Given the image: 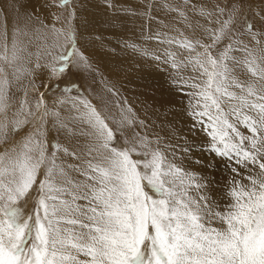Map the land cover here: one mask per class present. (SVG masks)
Wrapping results in <instances>:
<instances>
[{
  "label": "snow or ice",
  "instance_id": "snow-or-ice-1",
  "mask_svg": "<svg viewBox=\"0 0 264 264\" xmlns=\"http://www.w3.org/2000/svg\"><path fill=\"white\" fill-rule=\"evenodd\" d=\"M69 2L59 0L60 5ZM239 10L234 6L223 22L217 18L219 28H204L210 44L187 37L164 41L189 53L180 59L178 53L166 50L164 62L174 70V83L192 89L188 114L210 138L206 151L226 160L225 167L237 176L241 173L233 164L245 169L248 183L230 179L223 197L217 199L211 194V181L174 163V150L169 160L159 147L150 146L147 136L134 132L131 138L124 136L123 147L114 146L115 132L86 97L56 101L71 103L72 127L59 112L44 107L43 94L35 112L25 98L9 119L14 83L33 72L17 65L33 53L18 39V27L9 36L5 17L0 61L13 71L10 79L0 65V145L33 120L40 123L0 151V264H264V38L258 40L251 31L254 25L245 21V32L213 55L232 31ZM200 14L212 15L203 9ZM36 21L48 29L39 17ZM48 30L56 40L51 47L45 41L43 55L59 63L42 65L38 50L35 69L48 68L50 77L58 78L73 64L90 66L76 46L70 18L68 27L53 24ZM245 35L257 46L249 47L240 39ZM38 38L44 36L38 33ZM197 46L202 51H196ZM52 48L62 51L54 54ZM189 68L196 75L185 78L182 71ZM49 116L55 118L52 127L57 134L85 142L77 140L74 149L50 142L45 127ZM133 123L122 110L118 130ZM190 150L183 149L185 155ZM61 154L80 163H66ZM204 166L211 169L215 163ZM42 168L44 178L38 179ZM70 172L83 180L72 178ZM37 183L35 207L25 213L22 203Z\"/></svg>",
  "mask_w": 264,
  "mask_h": 264
},
{
  "label": "rangeland",
  "instance_id": "rangeland-1",
  "mask_svg": "<svg viewBox=\"0 0 264 264\" xmlns=\"http://www.w3.org/2000/svg\"><path fill=\"white\" fill-rule=\"evenodd\" d=\"M7 1L12 10H16V11L19 10V8L12 2V0H0V6L5 8L6 4H4V2L6 3ZM42 1L43 2L40 7V10L36 9L35 10L36 14L33 17L34 18L39 17V19L43 21L44 25L48 26V29H50L53 19H55L60 24L61 27L66 28L68 27V21L70 18L71 27L74 29V32H75L76 46L79 49V51L83 53V55L86 57L87 64L90 66H84L83 64H73L69 69H66L64 73L61 74L58 78H51L50 70L48 68H43V72H42L43 74L39 73V71L42 68L35 69V62H36L35 54L37 53L38 50L41 53L40 63L42 65L45 63H59L57 61H53V58L51 56L43 55L45 51V41H46V45L48 47H51L52 44L55 42L56 37L53 36L50 30L41 29L37 21L36 23L30 24L32 25V27L36 28V29H33L32 32L30 33L25 32L24 27L21 26V28H19L20 31L18 32L19 34L17 33V36L20 35L22 40L26 39L28 43V50L33 53L31 58L28 59L31 62L30 69H33V72L31 75L25 73L24 76L18 82L14 83L13 88L11 90V95L13 97V104H12V107L8 111L9 119L13 118L14 113L17 110H19L20 101L25 98L27 100V106H29L31 109L33 108L32 111L35 112L36 111L35 106L37 102L40 100L41 94H43V98L47 97V98H58V99H62L65 97L83 96V97H86L88 100H90L91 103L98 109V111H100L101 115L105 118L106 122L115 132L116 140H115L114 146L119 145L123 147L124 146V136L131 138L133 136V133L135 132V133H139L141 136H147L149 141H151L150 146L152 148L159 147L161 150L165 152L169 160H173L172 152L174 150L175 152V159L173 160L174 163L181 164L187 171L197 172L201 176L206 177L209 181H211V194L213 196V199L223 197L225 191L227 190L228 182L230 179L235 178V179L241 180L243 183H248V181L244 179V175L246 174L245 169L239 168L238 165L233 164V167H237L239 169V172L241 173V175L237 176L235 173L231 171V168L225 167L227 163L226 160L216 157L214 154L206 151L210 138L208 137L207 133L204 131V126L202 124H197L196 120H194L193 117L188 114L189 99H190L188 93L191 92L192 89L188 87L187 85L184 86V84L182 83L173 82L174 80V76L172 74L173 69L171 68L170 64L164 62V60L166 59L165 52L163 53L162 47H160L161 48L160 50V48H155L154 43L150 44L151 42H153L152 38H149V40H146V41L142 39L139 40L141 41V43L143 41V43L142 44L140 43V44L144 46L146 49L148 48L147 52L148 53L150 52V53L149 55H144L143 54L144 52L141 50L139 54L133 55L132 58H134L137 55L135 57L137 59L134 58L132 60L133 63H132V66L130 67L131 69L133 67H136V69L139 70V73H137L138 71L135 68H133V70L135 69L134 71H137V72L135 73L133 71L131 73L132 76L129 75V81H128L129 84L127 85L128 87L127 86L124 87L121 83H118L116 81H111L108 75L110 72L116 69L119 63L122 62L121 60L122 58L120 59V57L118 56V53H116L118 49L117 47L118 41H120L118 39L119 37L116 34L115 35L110 34L108 36V34L104 30L105 33L103 32V35L106 39L105 41H110L111 46L110 44L106 46V45L97 43V45H100V46L96 48V51H95L96 53L94 52V54L96 55L99 54L98 56L100 57V59L96 58L93 53L91 54L94 56H91L90 54L87 57V54L82 52V50H80L78 46V41L80 40L76 39V33L78 32V29L79 28L82 29V27L79 24V16H80L79 2H78L79 0H70L69 4L66 6L60 5L59 0H42ZM87 1L89 0H84L85 3ZM150 1L158 2V1H163V0H150ZM164 1H167L165 7H166V14L168 15L182 13L183 11L186 10V5H188L189 2H192L194 6L201 5V9L203 10H206L205 5L209 6V8L212 6L210 10L213 9V13L215 11V17L211 20L212 22H214L213 25L211 24V21L208 20L209 26L211 27V29L213 28L216 29L220 27V25L215 22L217 18H219L220 21L223 22L224 20H227L229 18L230 9H232L234 6L239 7L240 9L239 13L233 17V23L231 25L232 31H230L228 35L224 38V40L216 46V48L213 50V55H218L220 51H223L224 48L227 47L228 44L237 37L238 33L245 32V21L252 23L254 25L251 31H254L257 34L258 40L264 38L261 36V33L264 32V0H251V1H247V0H164ZM217 7L224 9L223 13L216 11ZM168 9L169 10L172 9V10L169 11ZM177 9H179V12ZM167 10H168V13H167ZM39 12H41V14H38ZM20 16L21 18L24 17L23 15H20ZM178 21H181V19H179ZM11 22L12 23H10L11 25L10 29L12 32V30L17 27H15L14 19L11 20ZM23 22H26V21L23 20L20 23H23ZM178 23L173 24L175 29H178ZM122 24L123 23H121L119 27H121L125 31L126 25L125 24L122 25ZM164 26L165 25L163 24V27ZM97 27H99L98 29H100L99 23L97 24ZM163 27H160V28H163ZM157 28L158 26L154 27L153 30H156ZM112 29H113V25H112ZM129 31H131L132 34L139 33V30L134 29L131 26V24L129 25ZM38 33L44 36L43 40L38 38ZM152 35L155 36L154 34ZM157 36L158 34L156 32L155 37ZM107 37L110 40L107 39ZM114 37H116L117 41L111 40V38L115 39ZM175 37L178 40L183 39L180 37V34L176 35ZM3 38H4V33L2 29V20H1V15H0V52L3 51V48H2V45L4 42ZM240 39L242 40L245 39L244 42L247 43L250 47H253V45L257 46L256 41H250V38L247 35L240 37ZM191 40H195V39H191ZM139 41H136V42L133 41L129 43L130 45H132L133 43L139 44ZM59 43L60 44L64 43L62 38L59 40ZM129 43L121 41L122 46H125V47L128 46ZM203 43L210 44L211 40L207 38L203 40ZM152 45L154 46V48L152 47ZM197 47H198L197 51H202L201 48L199 49V46ZM168 48H172V46ZM52 51L54 54H56L62 51V49L52 48ZM173 51H176V50H173ZM97 52L99 53L97 54ZM107 54L109 55V57L112 56L113 58L112 57L111 58L113 60L109 58ZM188 54L189 53L185 51L182 56L185 57ZM233 54L237 55L238 57L241 55L239 52H234ZM116 56H118L117 57L118 59H116ZM154 56H160L161 59L156 60L154 59ZM145 57L147 58L150 57L149 58L150 66L153 62L156 61L158 64H162V66L169 67L168 68L169 70H162L160 66L156 67V68H159L158 70H156V68L154 67L146 68L145 63H143ZM94 59L95 61L96 60L97 61L99 60V61L95 62ZM102 60L104 62H101ZM105 60L107 61L109 60V61L105 62ZM113 61L114 62L116 61L115 62L117 64L116 66H115V63H113ZM110 64L113 65L112 69H110L111 68ZM135 64L136 66H134ZM0 65H3L5 67V70L9 73V78L11 79V74L13 70L8 68L7 65L4 64L3 61H0ZM102 65L106 68V70L108 71V74H106L104 70H103L104 72L102 71L103 69ZM138 65L140 66L138 67ZM18 66L25 67V63L21 62V64H18ZM144 68H146V70H144ZM163 69H166V68H163ZM124 73H129V72L124 71ZM182 75L185 78H187V77H190L196 74H194L189 68V71L183 70ZM30 81L34 83V87H33V84H30ZM137 82H140V83L138 84ZM71 85H76V87L72 88L68 92L63 91L65 87H70ZM136 85L137 87L133 88V86H136ZM123 87L125 90H122ZM130 88H132L133 90L135 89V91H138V92L136 93ZM25 91L27 92L26 97H25ZM123 91H124V94H123ZM139 92L140 94L142 92L144 96L142 94L140 95ZM127 94H129V96L131 95L132 97H128ZM125 95L132 100H134L135 98L137 99V101L141 100L140 101L142 103L141 110L144 111L143 118L139 117L134 111V108L130 106L131 104L127 103L128 98L124 100ZM144 100L146 101V103H144ZM153 101L157 103L155 104ZM148 102L149 103L153 102L152 105L155 108L152 107L151 104H148ZM129 109L131 111H128ZM145 109H146V112H145ZM57 110L58 109L55 108L52 111L58 112ZM122 110L124 111L126 115L129 116V118L133 120L134 123L131 127H129L128 125H125L123 128L118 130V121L121 119ZM156 111L157 113L155 114ZM173 111H176V112L178 111L177 112L178 114L176 112L175 114H173L174 113ZM24 115L25 114L22 113L20 118H23ZM146 115L151 118L147 117ZM170 117L172 118L174 117L176 121L171 122ZM2 118L3 117H0V119ZM29 119H33V118H29ZM54 119L55 118L51 116L47 117V123L45 124V127L49 129L48 140L53 143L59 142L58 136L56 135L55 129L52 127V123H51L53 122ZM68 119L66 117L65 121L70 126L71 120L70 118ZM143 119H145L146 121H144ZM141 121L142 122L144 121V122L141 124L140 123ZM39 123H40L39 120H33L32 123H29L23 126L21 129H19L14 136L10 135L8 138V141L5 144L0 145V151H3L5 147H10L14 141H20L22 137H24L30 130H32L33 124L38 125ZM241 131H245L246 133V130L243 128H241ZM121 132H123L124 135H121ZM76 138L77 140H79V137H75V139ZM83 143L84 141H82L80 144L82 145ZM76 146L77 144L74 145L72 149L76 148ZM166 146H172V147L169 148ZM185 147L191 149L187 153V155H185L183 151ZM49 151H51V149H49ZM133 158L135 159L139 157H137L134 154ZM60 160L71 164V161L69 160V158L66 159L64 156H60ZM196 160L202 161L203 164L196 163ZM210 162L215 163L214 168L209 169L204 166ZM71 173L73 172L69 173L70 176H72ZM43 178H44V169L42 168L38 179H43ZM38 187L39 185L37 183L36 188L33 189L30 196L27 198V200L22 203L25 213L31 212L32 209L35 207V198L37 196L36 189H38ZM221 202L223 203L224 201L221 200Z\"/></svg>",
  "mask_w": 264,
  "mask_h": 264
},
{
  "label": "bare ground",
  "instance_id": "bare-ground-1",
  "mask_svg": "<svg viewBox=\"0 0 264 264\" xmlns=\"http://www.w3.org/2000/svg\"><path fill=\"white\" fill-rule=\"evenodd\" d=\"M247 1H251V0H247ZM12 2L19 8L18 11L12 10L9 6L8 1L6 3L4 2V4H6L5 8L0 6V15H1V20H2L3 33L5 32V17H7V28H8L9 36H11V34H12L11 29H10L11 28L10 23L13 22V21L11 22V20H13V19H14L15 27L21 28V26H23L24 31L27 33H30V32H32L33 29H36L35 27H32V25H30V24L36 23V18H34L33 16L36 14L35 13L36 9L40 10V7H41L43 1L42 0H12ZM78 2H79V10H80L79 24L82 27V29H80V28L78 29V32L76 33V39L80 40V41H78V46H79L80 50H82V52L86 53L87 57H88L91 53L94 54V52L96 51V48L100 46V45H97V43L98 44L100 43V44H103L106 46L110 44V41H105L106 39L103 35L104 30L108 34V36L110 34H112V35L116 34L119 37L118 39L120 40V41H118V46H117L118 49H117L116 53H118V56L120 57V59L122 58L121 59L122 62L118 64L116 69H114L113 71L111 70L112 72H110L109 74L103 65H102V68H103L102 71L104 70L106 72V74L109 75L111 81H116L118 83H121L124 87H126L129 84L128 83L129 75H131V73L136 69V67H133V68H135L134 70H133V68L131 69V67H130V66H132V63H133L132 60L137 56L136 55L134 58H132L133 55L139 54L141 50L144 53L145 52L148 53L147 52L148 48L146 49L144 46H142L141 44L143 43V41L141 43V41H139V40L142 39V40L146 41V40H149V38H152L153 42H151L150 44L154 43L155 48L162 47L163 53L166 52V50L169 52H176L179 54V58L183 59L184 57L182 55L184 54L185 50L181 49L179 47V45H177V44L169 45V44L165 43L164 41L166 40V38L178 40L175 36L180 34L181 38L187 37L188 39H200L203 42V40L208 38L207 35H205V33H204V28L205 27L211 28L209 26V21H211L215 17V11L213 13V9L210 10V8L212 6L209 8V6L205 5L206 11L212 13L211 17L202 16L200 14L201 10H202L201 5H195L194 6L192 2H189L188 5H186V10L182 12L183 15H181V13H178V14L176 13V14H172V15L166 14V7L165 6H166L167 1H164V0L158 1V2H152L150 0H89L86 3L84 2V0H79ZM168 10H167V13H168ZM170 10H172V9H170ZM177 10L179 12V9H177ZM38 14H41V12H39ZM20 15H23L24 17L22 16L23 18H21ZM29 17H31L32 19L29 20ZM179 19H181V21H178ZM23 20H25L26 22L20 23ZM98 23H99L100 29H98L99 27H97ZM121 23L126 25L125 31L121 27H119V25ZM175 23H178V29L174 28L173 24H175ZM53 24L57 28H61L60 24L55 19L52 20L51 26ZM130 24L134 29L139 30L138 34H132L131 31H129V25ZM163 24L165 25L164 27H163ZM211 24L213 25L214 22L211 21ZM112 25H113V29H112ZM197 25H199V27H197ZM156 26H158V28L156 30H153L154 27H156ZM160 27H163V28H160ZM156 32L160 36V38L155 37ZM152 34H154L155 36H153ZM112 38H111V40H116V37H114L115 39H112ZM18 39L23 44L27 45V47H28V43H27L26 39L22 40L20 35H18ZM107 39H109V38L107 37ZM121 41L128 42V43L133 42V41H135V42L139 41V44H137V43L132 44L131 43L132 45H130V43H129L130 46L128 45L125 47V46H122ZM147 43H148V41H147ZM110 46H111V44H110ZM154 46L152 45L153 48H154ZM170 46H172V48H168ZM122 47H124V48H122ZM199 49H200V47H199ZM150 50H152V49H150ZM160 50H161V48H160ZM173 50H176V51H173ZM197 50H198V47H197L196 51ZM115 51H113V52H115ZM98 53L99 52H97V54ZM24 55H25V57H27L26 53ZM94 55L96 58L100 59V57L98 56L99 54L98 55L94 54ZM94 55L91 54V56H94ZM103 56H104V54H103ZM118 56H116V59H118L117 58ZM150 56H151V54H150ZM108 57H109V55H108ZM111 57H109V58H111ZM149 58H147V57L144 58L143 63H145L146 68L147 67L156 68V67L160 66L162 70H169L168 69L169 67L162 66V64H158L156 61L153 62L154 64L151 61L152 64L150 66ZM105 59H106V57H105ZM114 59H115V57H114ZM135 59H137V58H135ZM94 61H95V59H94ZM106 61L107 60H105V62ZM23 62L25 63V67L30 68V66H31L30 60H28L26 58ZM101 62H104V61L102 60ZM115 62L113 61V63H115ZM143 63H142V65H143ZM136 64L134 66H136ZM116 65L117 64L115 63V66ZM142 65H141V67H142ZM110 66H111L110 69H112L113 65L110 64ZM139 66L140 65H138V67ZM125 68H126V70H125ZM146 68H144V70H146ZM163 68H166V69H163ZM158 69L159 68H156V70H158ZM123 70L125 72H129V73H124ZM128 70H130V71L132 70V71L130 72ZM186 70L189 71V69H186ZM137 71H134V72L139 73V70H137ZM42 72H43V68L39 71V73H42ZM140 72H141V70H140ZM172 74L174 76V70H173ZM137 83L139 84L140 82H137ZM119 86H120V84H119ZM124 87L122 90H125ZM130 87H131V85H130ZM134 87H137V85L133 86V88ZM130 89H132V88H130ZM133 91H135V89ZM135 92L137 93L138 91H135ZM123 94H124V91H123ZM139 94H140V92H139ZM141 94H142V92H141ZM127 95H128V97H132L131 95L129 96V94H127ZM150 96H151V94H150ZM128 97L125 95L124 100ZM135 99L132 100V99L128 98L127 103L131 104L130 106H132L134 108V111L136 112V114L139 117L143 118L144 117V111L141 110V105H142V103L140 102L141 100L137 101V99L136 100ZM57 100H58V98H47V97L43 98L44 107H46L47 109H51V110H53L55 108L58 109L57 111L59 112L60 117L64 120L66 117L68 119L72 115H74V110H72V108H71V103L66 102L63 105H60V104L56 103ZM153 100H154V98H153ZM137 102H139V103H137ZM153 102H150V103L148 102V104H151V106L154 107L152 105ZM144 103H146L145 100H144ZM154 103L156 104L157 102H154ZM32 110H33V108H32ZM43 111H44V108H41L40 114H42ZM145 112H146V109H145ZM173 112H174L173 114H175L176 111H173ZM156 113H157V111L155 112V114ZM147 117H149V116H147ZM149 118H151V117H149ZM153 119H154V117H153ZM170 119H171V122L176 121L174 117L173 118L170 117ZM179 119H180V117H179ZM143 120L146 121L145 119H143ZM155 124H156V122H155ZM72 126L73 125L71 122L70 127H72ZM55 133L58 136L59 142L61 144L67 145L71 149L73 148L74 145L77 144V138L75 139V137H74V138L69 139V138L65 137L63 133L57 134L56 130H55ZM82 141H84V139L79 137V142L81 143ZM61 156H63V155L61 154ZM65 158L66 159L69 158V160L71 161V164L80 163V161L74 160L71 157H65ZM71 174H72V177L74 179L83 180L82 176H80L78 173L73 172Z\"/></svg>",
  "mask_w": 264,
  "mask_h": 264
}]
</instances>
